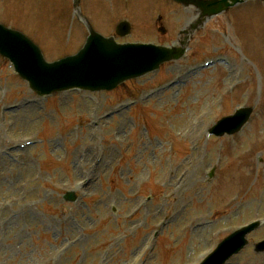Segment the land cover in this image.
Listing matches in <instances>:
<instances>
[{"label": "rangeland", "instance_id": "1", "mask_svg": "<svg viewBox=\"0 0 264 264\" xmlns=\"http://www.w3.org/2000/svg\"><path fill=\"white\" fill-rule=\"evenodd\" d=\"M72 1L0 0V24L31 32L52 62L82 47L84 15L106 36L129 18L148 37L119 42L163 46L194 15L156 1L137 23L151 0H82L78 17ZM239 108L253 110L239 134H208ZM256 219L227 264H264V3L207 20L183 60L112 92L40 98L0 58V264H198Z\"/></svg>", "mask_w": 264, "mask_h": 264}, {"label": "water", "instance_id": "2", "mask_svg": "<svg viewBox=\"0 0 264 264\" xmlns=\"http://www.w3.org/2000/svg\"><path fill=\"white\" fill-rule=\"evenodd\" d=\"M233 4L238 0H232ZM210 16L229 7L227 0L214 1L207 4L197 2ZM122 56L126 65L133 62L134 69L124 73L121 64L117 63L111 55L115 52ZM0 53L15 65L20 76L28 81L30 87L40 94L50 93L53 90L65 89L73 86L89 90L111 89L120 81L142 75L153 70L157 65L168 59L166 51L155 48H139L134 46L116 47L108 41L92 35L85 49L76 57L68 58L62 62L46 65L39 51L22 35L8 31L0 26ZM103 54L104 61L99 64H88L86 61L96 54ZM52 67L50 74L46 73ZM64 69L65 76L60 77V70ZM77 79L80 83L76 82ZM250 110H241L233 118H228L218 124L220 134L233 132L247 119ZM215 131V129L213 130ZM67 200H74L73 195H66ZM249 230L239 231L223 241L214 254L203 264H223L232 254L237 253L246 244L245 236ZM259 250L264 249V243L258 245Z\"/></svg>", "mask_w": 264, "mask_h": 264}, {"label": "bare ground", "instance_id": "3", "mask_svg": "<svg viewBox=\"0 0 264 264\" xmlns=\"http://www.w3.org/2000/svg\"><path fill=\"white\" fill-rule=\"evenodd\" d=\"M103 56H104V55L100 53V54L97 56V60H99V59L102 58ZM106 56H112V57H115V58H113V59H114L117 63H120V64H121V70H123L124 73L130 72V71H132V70L134 69L133 62H131L129 65H126L125 60L122 61V60L118 59V58H120V57H121V59H124V58H122L121 55L117 54L116 51H115V52H112L111 55L106 54ZM63 70H64V69L60 70V77H61V78H62L63 76H65V72H64ZM50 71H52V67H50L48 70H45V72L48 73V74H50ZM75 80H76V82L80 83V81H78L77 79H75ZM27 107H30V104H28ZM193 127H194V126H193ZM193 133H194V130L190 131L188 136L193 135ZM85 165H87V163H85ZM184 176H185V175H184ZM192 190H193V187H192Z\"/></svg>", "mask_w": 264, "mask_h": 264}]
</instances>
